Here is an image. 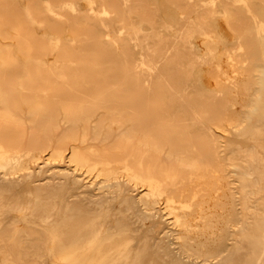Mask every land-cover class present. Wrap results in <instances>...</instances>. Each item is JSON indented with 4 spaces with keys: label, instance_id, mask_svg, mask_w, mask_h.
I'll return each mask as SVG.
<instances>
[{
    "label": "bare ground",
    "instance_id": "6f19581e",
    "mask_svg": "<svg viewBox=\"0 0 264 264\" xmlns=\"http://www.w3.org/2000/svg\"><path fill=\"white\" fill-rule=\"evenodd\" d=\"M25 259L264 264V0H0V262Z\"/></svg>",
    "mask_w": 264,
    "mask_h": 264
},
{
    "label": "rangeland",
    "instance_id": "374dc122",
    "mask_svg": "<svg viewBox=\"0 0 264 264\" xmlns=\"http://www.w3.org/2000/svg\"><path fill=\"white\" fill-rule=\"evenodd\" d=\"M50 2V1H49ZM49 37L51 36V38H48V37H45V39H43L45 42L47 41H54V40H57L60 38V40H66L68 42H74L75 40L71 39V35H53V34H49L48 35ZM108 36H99V38H97L96 40H106ZM167 41V39H164ZM162 42V39L160 40ZM169 41V39H168ZM3 42H8V40L4 39ZM157 44L154 45V47H156ZM110 46H92L89 50H95V53H98L99 50L101 51H105V55L109 54V52H111V50L109 49ZM4 48H7V47H4ZM181 48V47H180ZM80 49H73V48H69L67 51L68 53L70 54H79ZM140 50H141V47L140 46H136V45H133L132 47H130L128 50H127V53H131L130 55L128 56H131L133 59H134V62H139L140 61V58H141V55H140ZM58 51H61L60 49L57 50L56 48L55 49H51V50H48V51H45V56L46 57H54L56 52ZM98 51V52H97ZM83 53V52H81ZM44 56V58H46ZM89 56V55H88ZM120 56V58H119ZM119 56L117 54L113 55L112 58H110L112 60V62H109V63H112V64H121V60H122V57L123 55L122 54H119ZM100 61H102L103 63H108L107 60H104V59H101ZM60 61H58L57 63H59ZM101 64V62H100ZM187 75V74H186ZM193 75L195 76V72L193 73ZM186 77V76H185ZM0 264H27V259L25 260H22V261H19V262H7V261H3V262H0Z\"/></svg>",
    "mask_w": 264,
    "mask_h": 264
}]
</instances>
